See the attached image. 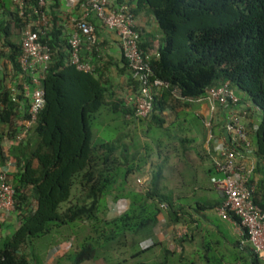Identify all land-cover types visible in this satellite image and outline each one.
Here are the masks:
<instances>
[{"label": "trees", "instance_id": "1", "mask_svg": "<svg viewBox=\"0 0 264 264\" xmlns=\"http://www.w3.org/2000/svg\"><path fill=\"white\" fill-rule=\"evenodd\" d=\"M22 2L24 17L19 15L15 4L12 18L0 20V51L3 48L1 54L7 58L11 70L10 76L0 74V144L1 131L12 140L8 157L0 145V165L10 158L15 168L8 177L14 189L13 212L18 220L12 232L3 235L0 231V264H31L29 256L35 259L36 255L27 250L39 237L59 233L76 221L92 219L96 221L92 241H85L68 255L70 264H83L100 257L99 246L135 247L131 257L136 259L145 251L139 248V242L152 235L162 206L172 221H178L179 211L173 209L167 192L159 189L161 169L149 174L145 190L126 185L134 167L126 166L125 157L121 158L125 150L119 151L120 143L93 141L92 137V122L106 104L107 87L92 72L71 64L69 43L63 50L65 41L60 43L53 29L46 31L43 27L40 13L44 7L37 8V0ZM123 2L132 7L134 17L145 11L155 19L162 34L157 53L146 52V43L141 42L136 26L139 48L148 59L152 77L168 84L154 91L153 110L147 118L135 117L134 109L128 105L123 114L162 126V113L167 107L197 99L208 87L228 81L235 93H243H236L240 101L249 102L252 109L246 127L259 178L251 181L255 183L253 199L262 206L264 0H135V5L131 0H115V3L111 0L110 6ZM92 19L100 21L94 12L86 21L92 25ZM27 22L34 23L32 28L38 34V41L47 46L50 54L41 80L44 107L30 125H27L29 98L23 90V83L30 84V76L18 61L20 43L13 40L15 36L21 39ZM8 77L16 93L4 83ZM131 79L132 93L138 90V83ZM174 89L178 94L173 93ZM255 111L261 113L256 124L251 121L253 114L250 116ZM216 115L222 118L221 108L216 110ZM25 128L26 137L17 140L16 135ZM109 196L114 200L125 198L128 207L110 218L99 217L101 208L108 207ZM242 251L245 256L241 264H262L249 243Z\"/></svg>", "mask_w": 264, "mask_h": 264}, {"label": "crops", "instance_id": "2", "mask_svg": "<svg viewBox=\"0 0 264 264\" xmlns=\"http://www.w3.org/2000/svg\"><path fill=\"white\" fill-rule=\"evenodd\" d=\"M84 1L46 0L43 8L45 19V22L42 21L44 22L43 27L46 31L53 29L60 39V43L62 40L65 41L63 50L75 31V24L81 16ZM113 1L115 3V0ZM130 3L135 5V0H131ZM15 4V0H0V20L12 18ZM135 21L141 33V42L146 43V52L150 55L156 54L162 34L155 19L150 13L142 11L136 14ZM92 25L93 35L89 39L86 36L80 37V57L82 61L91 65L90 72L100 78L107 87L105 91L106 104L100 109V112L102 110L113 112L116 117L120 118L121 124L131 127L132 121L136 120L129 113L123 114V112L126 108L125 97L132 90V79L121 53L118 36L97 19H92ZM14 29L13 33H16ZM13 40L20 43V36L13 37ZM1 50L0 74L4 72L7 74L6 76H10V64L5 55L1 54L3 48ZM4 51H7L6 48ZM4 83L13 89V93H16L10 78ZM177 92L176 89L173 90L174 94H178ZM187 102L181 101L174 108L167 107L162 113V117H164L162 126H157L147 119L142 120V124L159 128L165 134L167 133L168 142L172 140V143H176L179 151L175 149L173 156L169 155L163 162L158 161L153 164L144 160L141 164L136 162L129 166L134 167L133 173L145 172L143 183L146 182V184L149 174L156 168H160L159 189L167 192L171 198L173 209L179 212L178 221L174 222L168 216L166 207L161 205L152 235L139 242V248L145 251L137 255L136 264H174L173 257L175 255H178L179 261L187 260L188 257L192 264H197V252L201 248L203 254L199 259L203 264H241L245 256L242 251L243 246L248 243L241 244L240 231L235 220L223 219L217 214L216 207L221 203L222 196L213 188L209 180L214 172L212 154L209 150V145L212 147L214 138L208 141L209 128L204 124V120L210 114L209 105L206 101L191 100ZM189 109L203 126L202 139L198 143L199 147L195 148L192 147L196 143L195 137L180 133L181 130L177 127V124L185 123V119L179 118V113L187 112ZM96 118L97 116L93 121ZM251 121L255 123L252 118ZM214 125L210 131L216 137L221 130L220 119L217 115ZM148 132V129L145 130L146 134ZM1 133L0 145L4 155L7 156L12 140L7 138L4 131ZM92 137L93 141H97L93 131ZM128 137V133L125 132L123 137L120 135L118 138H100V140L120 143L119 151L129 152ZM125 152L121 153V158L125 157ZM244 160L245 164L253 167L252 178L255 182L259 178V174L255 172L256 160L253 155ZM2 167L8 170V174L15 169L8 159L4 161L3 166L0 165V168ZM6 219H8L7 213L0 212V231L3 229L2 227L8 228L10 225V221ZM146 242H150V244L144 246ZM195 257L196 259H194Z\"/></svg>", "mask_w": 264, "mask_h": 264}, {"label": "built area", "instance_id": "3", "mask_svg": "<svg viewBox=\"0 0 264 264\" xmlns=\"http://www.w3.org/2000/svg\"><path fill=\"white\" fill-rule=\"evenodd\" d=\"M19 8V15L24 17L22 0H15ZM46 0H37V8H43ZM111 0H85L82 4L80 18L76 21L75 31L68 39L69 61L78 69L90 72L89 63L80 58V37L90 38L93 26L86 21V17L94 12L100 21L113 30L119 41L122 56L127 61L131 77L137 81L138 90L125 97V103L134 109L137 118H147L153 110L154 91L167 86V82L152 77L148 59L139 48V32L132 7L126 3L110 6ZM38 10V9H37ZM40 13V12H39ZM42 21L45 22L43 11ZM34 23L27 22L21 31L20 49L18 57L20 66L30 76V84L23 83L24 95L29 98L27 125L37 120L39 112L44 107V90L41 80L50 59L49 49L38 41V34L33 30ZM196 101H206L210 114L204 120L209 128V139L214 138L212 154L214 173L209 180L221 196V203L216 207L217 214L223 219L236 221L241 244L249 243L259 260L264 264V203L259 205L253 199L255 183L251 181L253 167L244 163V159L253 155V144L248 134L246 121L252 111L249 102H242L234 89L226 81L218 86H211ZM221 108V132L216 137L211 129L216 119V110ZM25 128L16 135L20 140L26 137ZM251 154V155H250ZM8 161L11 163L10 158ZM138 183H142L138 179ZM14 189L8 177V170L0 168V212L13 211ZM146 242L144 246H148ZM62 250L59 248L57 253Z\"/></svg>", "mask_w": 264, "mask_h": 264}, {"label": "rangeland", "instance_id": "4", "mask_svg": "<svg viewBox=\"0 0 264 264\" xmlns=\"http://www.w3.org/2000/svg\"><path fill=\"white\" fill-rule=\"evenodd\" d=\"M236 93L240 95L243 94L240 91ZM252 114H254V122L259 123L261 113L255 111L252 112L250 116H252ZM179 118L185 119V123L181 122L177 124V127H179L178 129L181 130L179 132L184 135L194 136L196 143L193 144L192 147H199L198 143L202 139L201 131H203V126L200 124L199 120L194 116L191 109L187 112H180ZM142 123V120H136L132 121L131 127L123 125L121 124L120 118L116 117L113 112H105L102 110L92 122L91 127L94 136H96V140H100V138L114 139L115 137H120V135L123 137L125 132L128 133L129 137L127 140L130 142V151L125 152L124 159L127 161L125 164L126 166L136 162L141 164L144 160H148L149 163L153 164L158 161L163 162L165 158L173 154L175 149L179 151L176 143H172V140L168 142L169 137L167 133L165 134V132L159 128L153 126L148 127V125ZM147 129L149 132L146 134L145 130ZM144 174L145 172L129 174L126 178V185L138 190H145L146 182L143 183ZM138 179H140L142 183H138ZM77 196L78 193L76 197ZM107 205L108 207L106 209L101 208L100 212L97 213L99 217L110 218L122 213L128 207V200L123 197L114 200L109 196L107 197ZM5 213H7L8 219L6 220L10 221V225L8 228L2 227L1 233L3 235L12 232L16 228L18 221L15 212L8 211ZM95 224L96 221L93 219L90 221L80 220L76 221L72 226L62 228L59 233L53 232L39 237V239L34 241L33 245L27 250L29 252L32 251V254L36 255L35 259L29 256L31 258V264H70L68 255L78 250L85 241H92L91 237L94 236L92 227ZM59 248H62V250L57 253ZM135 250V247H121L118 245H114L112 248L99 246L97 251L100 257L83 262V264H136V260L131 257V254L134 253ZM197 254V264H203L199 259L203 254V249H199ZM196 257L194 259H196ZM186 259L187 260L179 261L178 255H175L173 257V262L174 264H192L188 257Z\"/></svg>", "mask_w": 264, "mask_h": 264}]
</instances>
